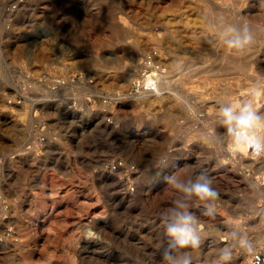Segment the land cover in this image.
<instances>
[{"label":"rangeland","instance_id":"374dc122","mask_svg":"<svg viewBox=\"0 0 264 264\" xmlns=\"http://www.w3.org/2000/svg\"><path fill=\"white\" fill-rule=\"evenodd\" d=\"M154 47L160 93L125 97ZM263 109L264 0H0V264H250L264 167L229 146Z\"/></svg>","mask_w":264,"mask_h":264},{"label":"built area","instance_id":"2783aa9c","mask_svg":"<svg viewBox=\"0 0 264 264\" xmlns=\"http://www.w3.org/2000/svg\"><path fill=\"white\" fill-rule=\"evenodd\" d=\"M134 78L130 81L125 97H136L143 94H156L158 86V78L166 73L163 66L162 57L159 49L151 48L143 57V60L138 68L134 70ZM241 131V135L246 136V129H237L236 134ZM254 134H249L246 142L240 140L241 143H246L249 150L258 153L260 147L255 142ZM3 209L0 208V217L3 214ZM251 264H264V248L252 252L250 256Z\"/></svg>","mask_w":264,"mask_h":264},{"label":"clouds","instance_id":"9594fccd","mask_svg":"<svg viewBox=\"0 0 264 264\" xmlns=\"http://www.w3.org/2000/svg\"><path fill=\"white\" fill-rule=\"evenodd\" d=\"M250 39V37H247ZM239 43V41H229V45ZM222 115L225 117V122L231 124L235 122L236 124H244L251 126L252 122L257 121V117L252 111L251 104H245L239 112V115L235 114L233 108L227 107L223 108ZM231 130V129H230ZM193 191L197 193L207 192L208 196H212L213 192L207 185L197 184L193 187ZM191 218L186 215L177 214V221L172 226L168 227V234L176 239V242L181 246H187L189 243H195L192 237V230L190 228ZM183 264H188V261L185 260Z\"/></svg>","mask_w":264,"mask_h":264},{"label":"bare ground","instance_id":"6f19581e","mask_svg":"<svg viewBox=\"0 0 264 264\" xmlns=\"http://www.w3.org/2000/svg\"><path fill=\"white\" fill-rule=\"evenodd\" d=\"M259 2V1H258ZM258 17V16H257ZM260 17V16H259ZM98 46H95V47H91V49H90V52H91V54L92 55H96V52H97V48ZM160 51V50H159ZM145 55V54H144ZM257 55V54H256ZM94 57V56H93ZM144 57V56H143ZM260 58V57H259ZM142 60H143V58H142ZM142 60H141V62H142ZM256 61V60H255ZM260 61V60H259ZM141 62L138 64V65H140L141 64ZM258 64H259V62H258ZM261 64V63H260ZM137 66V65H136ZM258 66V65H257ZM135 69H133V71H134ZM130 74H131V72L128 74H122V75H120L119 76V78H121V79H123L124 81H126L127 82V80H128V77L130 76ZM131 75H133V72H132V74ZM162 76H163V74L162 75H160L159 76V78H158V86H157V93L156 94H158V93H160V82H161V78H162ZM146 95H153V94H143V95H140V96H136L138 99L139 98H142V97H144V96H146ZM223 100V99H222ZM257 102H258V100H256ZM260 104V103H259ZM256 105V104H255ZM235 113V112H234ZM261 114L262 115H264V109L262 110V112H261ZM141 116V115H140ZM142 117V116H141ZM144 117V116H143ZM141 119V118H140ZM126 120V119H125ZM130 120V119H129ZM144 120V119H143ZM137 121V120H136ZM135 123V122H134ZM127 124V123H126ZM132 124V123H131ZM139 124V123H138ZM227 124L228 123H226V122H224V134L225 135H228L229 134V130H228V127L226 128V126H227ZM134 125V124H133ZM229 125V124H228ZM239 125H244V124H239ZM216 127V126H215ZM251 127H255V128H258L259 127V123L257 122V121H254L253 122V125L251 124ZM243 128H245L246 129V136H243V135H241V131H239L237 134H236V130L237 129H239V130H241V129H243ZM220 129V128H219ZM261 129H262V127H261ZM260 129V130H261ZM213 131V130H212ZM217 133V132H216ZM254 134V136H255V142H254V144H256V145H258L259 147H260V150L258 151V153H254V152H252L251 150H249L250 149V147H248V145L246 144V143H241L240 142V140L242 139V140H244V142H246L247 141V139H248V135L249 134ZM216 135V134H215ZM219 135V134H218ZM155 137V136H154ZM234 138H235V141H234V143H235V148H232V143H230V148H231V151L233 152V154L235 153V152H238V151H240V157L242 158V160L244 161V162H247L249 165H251V166H253V167H256V168H262V167H264V154H262L263 152H264V132H259V136L257 135V133H256V131H254L252 128H250V127H248V126H246V127H238V128H236L235 130H234ZM134 146V145H133ZM243 151V152H242ZM253 156V157H251V156ZM142 183V182H141ZM139 186H141V185H139ZM147 186V185H146ZM147 188V187H146ZM145 188V189H146ZM261 189L264 191V186H262L261 187ZM128 194V193H127ZM137 194V193H136ZM151 194V193H150ZM129 198H131L132 197V195L131 194H128L127 195ZM144 196V194H143V191L141 190L139 193H138V198H142ZM137 198V199H138ZM148 198V197H147ZM129 200V199H128ZM134 200V199H133ZM132 201V200H131ZM204 210V209H203ZM206 212V211H205ZM264 219V218H263ZM258 250V249H257ZM256 250V251H257ZM246 264V263H245ZM250 264H251V261H250Z\"/></svg>","mask_w":264,"mask_h":264}]
</instances>
